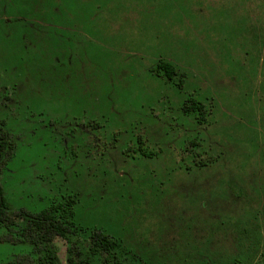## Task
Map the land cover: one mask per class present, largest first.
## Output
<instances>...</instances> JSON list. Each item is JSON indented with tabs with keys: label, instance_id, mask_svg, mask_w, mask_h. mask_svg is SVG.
Returning a JSON list of instances; mask_svg holds the SVG:
<instances>
[{
	"label": "rangeland",
	"instance_id": "1",
	"mask_svg": "<svg viewBox=\"0 0 264 264\" xmlns=\"http://www.w3.org/2000/svg\"><path fill=\"white\" fill-rule=\"evenodd\" d=\"M51 1L0 0L8 215L75 192L85 223L149 245L234 252L260 227L263 251L264 0Z\"/></svg>",
	"mask_w": 264,
	"mask_h": 264
},
{
	"label": "trees",
	"instance_id": "2",
	"mask_svg": "<svg viewBox=\"0 0 264 264\" xmlns=\"http://www.w3.org/2000/svg\"><path fill=\"white\" fill-rule=\"evenodd\" d=\"M159 69L168 82L178 75L175 66L167 61L159 63ZM189 102L185 111H201L198 102ZM200 116L203 117L201 112ZM1 134L0 163L6 158L4 151L8 145ZM140 144L139 151L149 157ZM78 197L75 192L57 195L43 210L34 213L22 210L12 218L8 215L9 208L0 187V230L7 235L11 233L16 244L22 246L14 253L15 264H62L54 246L56 238L68 244L67 264H264L260 227L256 231L241 230L234 252L214 250L209 246L182 250L161 248L149 245L139 236L127 238L125 229L118 232L85 223L80 206L82 201Z\"/></svg>",
	"mask_w": 264,
	"mask_h": 264
},
{
	"label": "flooded vegetation",
	"instance_id": "3",
	"mask_svg": "<svg viewBox=\"0 0 264 264\" xmlns=\"http://www.w3.org/2000/svg\"><path fill=\"white\" fill-rule=\"evenodd\" d=\"M1 133H2V131L0 130V134H1ZM2 134L6 137V135H5L4 133H2ZM2 134H1V135H2Z\"/></svg>",
	"mask_w": 264,
	"mask_h": 264
}]
</instances>
